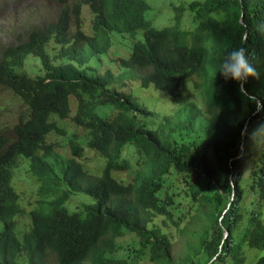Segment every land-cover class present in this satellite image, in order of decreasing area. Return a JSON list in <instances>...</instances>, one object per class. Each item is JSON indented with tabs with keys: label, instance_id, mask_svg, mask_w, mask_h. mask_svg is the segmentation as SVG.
<instances>
[{
	"label": "trees",
	"instance_id": "trees-1",
	"mask_svg": "<svg viewBox=\"0 0 264 264\" xmlns=\"http://www.w3.org/2000/svg\"><path fill=\"white\" fill-rule=\"evenodd\" d=\"M55 1L62 6L55 22L31 29L25 39L4 47L0 54V85L29 107L28 119L13 126L15 139L7 142L0 136V264H19L21 253L29 264H47L50 254L57 264H81L88 258L90 264H126L108 256L116 248L114 240L125 231L138 237L137 257L147 255L151 264H171L170 237L154 217L178 224L179 216L173 219L168 207L172 200L164 190L165 177L173 170L204 211L198 240L206 259L191 264H243L245 247L259 251L254 264H264L262 211L250 208L246 217L241 212V169L253 155L258 161L251 169L250 187L255 200L264 201V143L259 152L252 147L257 128L264 124V108L257 110L234 80L219 73L229 52L243 48L259 74L249 77L244 88L264 105V0H192L176 6L173 25L161 28L146 18L147 0H90L92 30L87 34L81 29L76 13L74 35L69 32L70 12L64 7L69 0ZM185 10L200 19L191 30L181 28ZM138 30L141 36L134 38ZM113 31L133 38L129 55L118 63L124 69L145 71L139 75L142 87L151 84L177 97L182 83L195 78L193 84L205 96V113L214 124L212 134L204 136L202 127L194 132L195 124L205 125L206 119L194 102H188L187 135L180 133L179 140L173 135L177 123L168 126L167 119L155 128L148 126L150 109L131 93L109 88L113 72L98 73L88 63L109 50ZM29 55L38 58L41 74L21 70ZM70 97L77 102L72 121L86 131L87 147L105 159L100 174L93 177L79 161L83 145L72 139L61 177L49 175L53 166L47 158L53 144L46 137L63 133L52 116L69 117ZM103 103L114 108L107 117L95 111ZM124 144L133 146L143 161L126 184L112 176L113 171L131 168L129 159L119 157ZM20 156L29 160L30 171L39 179L67 186L53 189L56 199L40 200L39 208L29 211L31 225L21 237L14 217L24 209L11 170ZM202 179L229 193L222 207V193L203 194ZM163 191L166 202L159 196ZM74 192H84L94 201L69 211L61 201Z\"/></svg>",
	"mask_w": 264,
	"mask_h": 264
},
{
	"label": "rangeland",
	"instance_id": "rangeland-1",
	"mask_svg": "<svg viewBox=\"0 0 264 264\" xmlns=\"http://www.w3.org/2000/svg\"><path fill=\"white\" fill-rule=\"evenodd\" d=\"M190 1L192 0H147L149 9L146 11L145 16L152 22V25L158 28L171 26L174 23L175 7L178 5L186 6ZM61 7L55 0H0V54L4 47L25 39L31 29L41 27L49 22H55L59 17ZM64 7H67L70 12V34L74 35L78 28L74 16L76 13L79 17L81 29L89 34L92 30L91 21L94 17L90 0H69ZM199 21L200 19H195L191 11L185 10L181 17V28L191 30ZM141 33L142 31L138 30L134 38L140 37ZM110 38L111 46L109 50L93 57L88 64L98 73L106 70L112 71L114 77L109 84V88L123 89L131 93L136 101L153 112L146 119L148 126L155 128L168 119L170 121L168 126H176L177 123V129L173 135L180 140V133L184 134V136L187 135L184 121L188 118V102H194L204 112L206 118L203 122L205 125H201L198 122L195 124L194 132H197L202 127L200 131L204 136L213 133V121L210 114L205 113L206 98L202 91L194 86L195 78L182 83L179 96L177 97H171L167 93L154 89L151 84L148 87H142L139 75L145 71L124 69L118 63L119 58L129 55L133 38L128 34L115 31L110 33ZM48 51L50 54L55 51L51 48V44ZM60 61V59L55 60V62ZM21 70L31 76L41 74L43 71L38 58L33 55H29L25 59ZM76 105V99L70 97L69 117L60 119L56 115L52 116V119L63 130L62 134L51 132L46 137V142L53 144L52 152L47 158L48 162L53 166L52 173H49L52 177H61L66 160L71 156L69 147L71 139L83 145L82 157L79 158V161L92 177L99 175L105 164L103 156L96 150L87 147L86 131L75 125L71 119L76 112ZM113 110V106L108 103L97 104L95 107L97 114L102 117L109 116ZM28 116V105L10 89L0 85V136L7 142L14 140L15 132L13 131V126L26 121ZM256 136V141L252 147L259 152L264 143V132L256 131ZM184 140H188V138H184ZM119 157L129 159L131 168L125 171H113L112 176L117 181L126 184L133 181L137 169L143 165V161L130 144L122 146ZM257 161V157L253 155L241 169V180L244 186L241 212L246 217L248 215L247 210L258 208L262 211V220L264 221V201L261 203L256 201L253 189L250 187L251 169ZM11 170L12 185L18 193V202L24 209L23 213L14 217L16 233L21 237L23 232L29 229L31 225L29 211L39 208L40 200L56 199L58 194L53 193V189L61 190L67 188V186L62 181L52 182L47 180L45 182V180L39 179L30 171L29 160L22 156L18 158L16 165ZM164 183V190L172 200L168 207L173 212V219L179 216L178 224L169 220L164 221L160 215L154 217V222L161 226L170 237L171 264H191L192 262H197V260L205 261L206 255L201 250L198 240L204 220V211L201 208H197L196 203L189 195L186 185L174 170L166 175ZM201 184L205 186L202 189L203 194L212 195L215 191L222 193L223 200L220 207L228 201L229 193L224 188L215 184L207 185L205 184V179L201 180ZM159 196L164 200V191ZM93 201V198L84 192H74L70 193L67 199H62L61 205L65 206L69 211H79L84 204L92 203ZM164 201L166 202V199ZM1 227L2 224L0 222V229ZM114 243L116 248L108 255L109 257L124 260L126 264H151L148 260L149 256H136L138 237L133 232L125 231L122 236L114 240ZM244 255L245 262L243 264H254L258 258L259 251L245 247ZM90 260L91 258H88L81 264H90ZM18 261L19 264H29L24 253L20 254ZM47 264H57L53 254L49 255Z\"/></svg>",
	"mask_w": 264,
	"mask_h": 264
},
{
	"label": "clouds",
	"instance_id": "clouds-1",
	"mask_svg": "<svg viewBox=\"0 0 264 264\" xmlns=\"http://www.w3.org/2000/svg\"><path fill=\"white\" fill-rule=\"evenodd\" d=\"M219 73L223 74L225 80H234L239 85L241 94L252 100L257 110L264 108V105H261L260 101L255 97L250 96L244 88V84L249 77L259 78V74L253 65L249 63L247 54L243 48L233 49L229 52L220 66ZM257 131L264 132V124L260 125Z\"/></svg>",
	"mask_w": 264,
	"mask_h": 264
},
{
	"label": "water",
	"instance_id": "water-1",
	"mask_svg": "<svg viewBox=\"0 0 264 264\" xmlns=\"http://www.w3.org/2000/svg\"><path fill=\"white\" fill-rule=\"evenodd\" d=\"M226 237V234H224V237H223V239Z\"/></svg>",
	"mask_w": 264,
	"mask_h": 264
}]
</instances>
